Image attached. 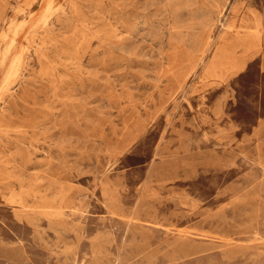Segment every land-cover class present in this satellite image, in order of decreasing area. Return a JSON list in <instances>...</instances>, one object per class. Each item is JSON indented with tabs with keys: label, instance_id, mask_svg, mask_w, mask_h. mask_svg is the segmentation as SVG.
<instances>
[{
	"label": "rangeland",
	"instance_id": "374dc122",
	"mask_svg": "<svg viewBox=\"0 0 264 264\" xmlns=\"http://www.w3.org/2000/svg\"><path fill=\"white\" fill-rule=\"evenodd\" d=\"M0 264H264V0H0Z\"/></svg>",
	"mask_w": 264,
	"mask_h": 264
},
{
	"label": "bare ground",
	"instance_id": "6f19581e",
	"mask_svg": "<svg viewBox=\"0 0 264 264\" xmlns=\"http://www.w3.org/2000/svg\"><path fill=\"white\" fill-rule=\"evenodd\" d=\"M225 6V5H224Z\"/></svg>",
	"mask_w": 264,
	"mask_h": 264
}]
</instances>
